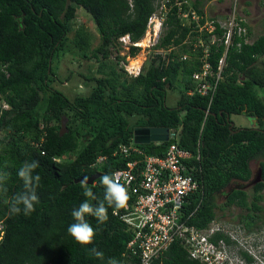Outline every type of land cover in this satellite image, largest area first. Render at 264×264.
<instances>
[{
	"label": "trees",
	"instance_id": "1",
	"mask_svg": "<svg viewBox=\"0 0 264 264\" xmlns=\"http://www.w3.org/2000/svg\"><path fill=\"white\" fill-rule=\"evenodd\" d=\"M154 2L132 0L130 8L129 0H0V172L9 174L7 192L0 194L4 225L0 264H108L112 258L118 264L138 263L137 258L125 256L133 231L113 214L122 208L108 207L104 223L86 217L96 231L90 245L78 244L67 231L74 222L73 209L85 200L91 203L90 196L84 195L90 186L76 183L78 179L100 174L93 184L96 206L104 200L101 178L140 159L112 155L119 145L131 143L135 127L179 129L177 145L199 153L200 173L195 177L201 189L184 206L189 226L201 230L214 220L216 196L228 185L248 182L252 161L261 171V181L254 188L264 191V94H259L264 91V34L251 45L229 49L222 81L208 109L209 97L188 94L194 88L192 75L199 69L201 50L192 52L182 45L190 28L181 26L174 10L167 14L165 35L153 50L177 49L154 54L136 77L123 67L117 71L125 59L118 55L119 39L128 36L132 43L143 39ZM200 5L195 0L194 8ZM77 9L91 17L99 34L94 49L84 27H75ZM195 37L191 35L193 41ZM68 43L81 58L97 64L96 74L79 76L88 87L93 84L86 96L70 97L54 86L59 77L53 63ZM223 50L221 45L211 48L208 60L213 69ZM112 51L115 62L109 64ZM139 51L130 47L128 56L135 57ZM183 54L189 59L181 61ZM173 90H179V97L176 106L169 107L167 91ZM227 116L230 122L232 118L241 122L230 128ZM246 118L253 119L255 126L242 127ZM62 120L67 132L60 137ZM168 145L167 141L137 146L147 156L162 157ZM99 157L105 159L96 164ZM33 160L39 162L34 173L41 177L36 188L39 203L29 215L11 214L5 201L23 191L17 171ZM131 201L129 196L127 203ZM260 201V197L254 200L255 209ZM229 203L247 207L246 194L234 191ZM220 238L229 244L222 233L213 241ZM92 248L101 251L103 259L90 255ZM156 264L200 263L174 242Z\"/></svg>",
	"mask_w": 264,
	"mask_h": 264
},
{
	"label": "built area",
	"instance_id": "2",
	"mask_svg": "<svg viewBox=\"0 0 264 264\" xmlns=\"http://www.w3.org/2000/svg\"><path fill=\"white\" fill-rule=\"evenodd\" d=\"M222 1L224 0H202L203 3L195 9V0H156L155 12L148 20L144 35V38L150 35L149 43L155 46L170 10L175 11L181 26L190 28L182 45L190 46L192 52L199 49L201 51L197 56L199 69L192 75L194 88L188 94L197 93L201 97H209L208 109L217 86L222 81L229 49H240L256 40H251L254 31L246 12H243V0H228L225 7H218L217 3ZM129 5L132 8V0H129ZM259 5L264 10V0H260ZM210 8H214L216 14L211 15ZM192 34L196 35L194 41ZM119 42L126 44L128 51L130 47L141 48L140 42L132 43L128 36L120 38ZM219 45L224 50L216 69H213L208 60L210 50ZM175 49L177 48L154 50V54L167 55ZM189 57L183 54L179 59L184 61ZM125 70L130 75L137 76L140 66ZM177 140L178 130L169 129V145L162 157L145 155L133 141L128 145H119L112 154L124 158L136 155L140 158L129 162L126 169L114 172L120 175V182L132 198L121 211L113 212L133 231L125 256L137 258L136 264H156L169 246L178 242L186 250L188 257L200 264H254L257 259L254 254L244 252L252 262L243 259V263L223 239L213 241L218 233L227 235L215 219L201 230L187 225L184 206L188 204L189 197L201 189L200 182L195 177L196 173H200L197 166L200 155L180 148ZM104 159L97 158L96 164L102 163ZM140 163L142 166L139 167ZM3 235L4 225L0 222V241Z\"/></svg>",
	"mask_w": 264,
	"mask_h": 264
},
{
	"label": "rangeland",
	"instance_id": "3",
	"mask_svg": "<svg viewBox=\"0 0 264 264\" xmlns=\"http://www.w3.org/2000/svg\"><path fill=\"white\" fill-rule=\"evenodd\" d=\"M245 3H248V5L245 6L243 12H246L252 30L254 31L253 35H251V40L253 41L254 39L258 38L259 35H261V33L263 32L262 27L264 25V11H262L263 7L259 8L260 0H245ZM227 4L228 0H224L220 2V4L217 3L218 7H225ZM210 14L214 15V12H210ZM79 26H83L84 30L87 32L88 38L90 40V49H94L95 47H97L100 42L99 34L91 17L83 9H77L76 11L75 27ZM165 31V27H162L159 38L165 35ZM147 36L145 37L146 39L144 38V40L140 42L141 48L135 57H129L127 45L120 42L118 55L120 57H124L125 59L116 67L117 71H120L122 67L124 69H130V67H138L141 65V63L145 66L148 65V63L153 59L154 45L151 46V43H149L150 35ZM71 37L72 35H70V38ZM115 53V51H112L111 57L108 62L109 64H113L115 62ZM133 60H140V65L135 64L131 66L130 64ZM262 60H264V58H262ZM53 68L55 69L56 75L59 77V83H61H55L54 86L56 88L68 94L70 97L75 94H82L85 96L89 94L91 88L93 87V84L90 83L88 87V85L84 81L80 82L81 78L79 76L88 77L91 72L93 74L97 73V64L95 63L94 59L86 60L85 58H81V53L77 51L76 48H74V45L68 43L65 48V52H62L58 59L53 63ZM126 73L130 75L128 72ZM67 76H71L70 81H66ZM259 94L263 95L264 91H259ZM178 97L179 90L167 91V105L169 107L176 106ZM245 120L246 125L242 127L255 126V121L253 119L246 118ZM231 122L234 125H238L241 120L239 118H232ZM250 168L253 174L256 173L258 169V162H251ZM262 203L264 204V201ZM218 226L223 230V232L230 235L233 242L237 245H235L234 247H229L239 260L242 261L244 259L248 262H252L244 256V252H250L254 254L258 259L257 261V259L255 260V258L253 257L255 260V262H253L254 264H264V226L252 230L253 232L251 234L246 233L243 228H241L237 224L229 225L227 223L220 222Z\"/></svg>",
	"mask_w": 264,
	"mask_h": 264
},
{
	"label": "clouds",
	"instance_id": "4",
	"mask_svg": "<svg viewBox=\"0 0 264 264\" xmlns=\"http://www.w3.org/2000/svg\"><path fill=\"white\" fill-rule=\"evenodd\" d=\"M3 107L7 108L5 104ZM38 167L39 162L33 160L24 162L18 169L17 175L23 182V191L13 196L11 201H5L9 203V212L11 214L23 212V214L29 215L35 211V205L39 203L36 188L41 181L40 175L34 174ZM8 175L7 172H0V194H6L7 192L5 185ZM120 179L118 173L105 174L101 178V183L105 188L104 200L95 207L88 200H85L80 203L78 208L73 209L71 215L74 222L69 225L67 231L78 244L90 245L96 235L95 229L86 219L87 216H94L99 223H104L108 219V207L123 208L126 206L129 196L126 187L120 182ZM84 195L90 196L91 193L86 189ZM89 254L94 255L98 259H103V253L96 248H92ZM108 264H118V261L112 258L109 259Z\"/></svg>",
	"mask_w": 264,
	"mask_h": 264
},
{
	"label": "flooded vegetation",
	"instance_id": "5",
	"mask_svg": "<svg viewBox=\"0 0 264 264\" xmlns=\"http://www.w3.org/2000/svg\"><path fill=\"white\" fill-rule=\"evenodd\" d=\"M259 8L261 7L259 6ZM258 170L259 169H257V172ZM257 172L254 174L252 173L248 182L228 185L226 189L218 193L216 196L217 211L214 218L216 222L219 224L220 222L227 223L229 225L237 224L243 228L246 233L250 234L253 232L252 230L264 226V204L262 203L264 201V191L258 192L254 188L256 184L260 183H254L257 179ZM234 191H241L246 194V199L248 201L247 207L229 203ZM259 197L261 198V201L256 206L257 209H255L253 202ZM226 236L229 238L228 245L234 247L236 244L233 242L230 235L227 234Z\"/></svg>",
	"mask_w": 264,
	"mask_h": 264
},
{
	"label": "water",
	"instance_id": "6",
	"mask_svg": "<svg viewBox=\"0 0 264 264\" xmlns=\"http://www.w3.org/2000/svg\"><path fill=\"white\" fill-rule=\"evenodd\" d=\"M226 121L229 123L230 128H232L234 126V124L232 122L229 121V116L226 117ZM67 132V128H66V121L62 120L61 121V128L59 131V136L61 137L64 133ZM158 132H164L165 136L163 138H154L152 137L153 133H158ZM167 129H164V131H161V129H156V128H135L133 130V141L135 144L137 145H144V144H148L150 142H166L167 141ZM100 174H94L89 178H80L76 181V183H83L85 185L90 186L89 192L91 193L90 195V201L91 204L95 207V194H94V188H93V184L94 182L99 178ZM257 179L254 181V183H258L260 182V178H261V171L258 170L257 174Z\"/></svg>",
	"mask_w": 264,
	"mask_h": 264
},
{
	"label": "crops",
	"instance_id": "7",
	"mask_svg": "<svg viewBox=\"0 0 264 264\" xmlns=\"http://www.w3.org/2000/svg\"><path fill=\"white\" fill-rule=\"evenodd\" d=\"M155 2H156V0H155ZM155 2H154V5H155ZM201 2H202V0H201ZM243 6H246V5H248V3H245V0H243ZM203 3V2H202ZM155 8V7H154ZM262 11H264L263 9H262ZM155 12V11H154ZM210 12H214V14H216V11H215V9L214 8H210ZM262 33L261 34H264V25H263V27H262ZM141 65H142V63H141ZM140 65V66H141ZM143 66V65H142ZM142 66L140 67V72H141V68H142ZM139 67V66H138ZM137 68V67H136ZM127 72V71H126ZM139 75V74H138ZM130 76V75H129ZM132 77H136V76H133V75H131ZM135 128H140V127H135ZM134 128V129H135ZM141 128H146V127H141ZM153 129V128H152ZM167 130H169V129H167ZM175 130H178V134H179V129H175ZM161 131H164V130H162L161 129ZM165 136V133L164 132H158V133H153L152 134V137H154V138H163ZM132 141H133V138H132ZM167 141H168V132H167ZM166 141V142H167ZM134 142V141H133ZM150 143H154V144H160V143H162V142H150ZM150 143H148V144H150ZM135 144V143H134ZM137 145V144H136ZM144 145H146V144H144Z\"/></svg>",
	"mask_w": 264,
	"mask_h": 264
},
{
	"label": "bare ground",
	"instance_id": "8",
	"mask_svg": "<svg viewBox=\"0 0 264 264\" xmlns=\"http://www.w3.org/2000/svg\"><path fill=\"white\" fill-rule=\"evenodd\" d=\"M144 40V39H143ZM141 60V59H140ZM140 60H133L132 62H131V66H133V65H135V64H137V65H140L139 63L142 61H140Z\"/></svg>",
	"mask_w": 264,
	"mask_h": 264
}]
</instances>
